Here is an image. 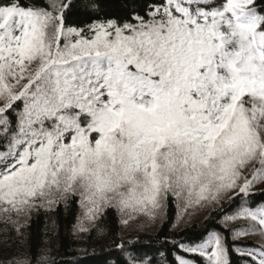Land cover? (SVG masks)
<instances>
[{
  "label": "snow or ice",
  "instance_id": "6c2138e0",
  "mask_svg": "<svg viewBox=\"0 0 264 264\" xmlns=\"http://www.w3.org/2000/svg\"><path fill=\"white\" fill-rule=\"evenodd\" d=\"M64 231L264 264V0H0V264H59Z\"/></svg>",
  "mask_w": 264,
  "mask_h": 264
},
{
  "label": "trees",
  "instance_id": "16d2710c",
  "mask_svg": "<svg viewBox=\"0 0 264 264\" xmlns=\"http://www.w3.org/2000/svg\"><path fill=\"white\" fill-rule=\"evenodd\" d=\"M111 3L113 0H107ZM257 199L261 197L257 194ZM67 220L71 219L70 212H64L62 216V222L66 223ZM44 217L41 216L39 221L33 226V238L36 243H39L42 239L41 233L43 230ZM167 231V229H165ZM197 229H192L188 236L193 235ZM154 232H147L141 236L139 243L135 244V247L142 253H148L149 255L155 256L156 249L159 246L155 240ZM99 242L91 246H88L87 252L80 251L82 246L73 245L71 238L67 235V232L62 233L61 244L59 255L56 259L59 264H119L121 260V254L114 246H111L110 240L98 238Z\"/></svg>",
  "mask_w": 264,
  "mask_h": 264
}]
</instances>
